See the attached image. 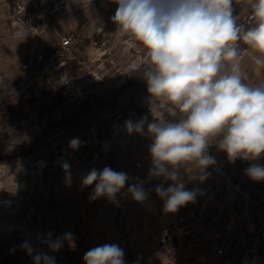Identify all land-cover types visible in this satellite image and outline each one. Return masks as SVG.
Instances as JSON below:
<instances>
[{"label":"rangeland","instance_id":"rangeland-1","mask_svg":"<svg viewBox=\"0 0 264 264\" xmlns=\"http://www.w3.org/2000/svg\"><path fill=\"white\" fill-rule=\"evenodd\" d=\"M111 0H0V259L2 264H33L44 252L55 264H84V254L103 244H117L125 264H149L145 241L174 213L164 212L155 188L171 181L150 178L147 135L153 115L164 112L151 103L140 65L144 51L131 37L116 33ZM238 25L254 26L248 0H233ZM70 45L61 48V41ZM241 70L251 86L264 83L250 50L242 43ZM151 109H153V114ZM165 120H178L167 112ZM146 118L144 134H129L125 122ZM78 138L80 146L69 142ZM209 153L224 154L215 146ZM251 160H243L245 171ZM70 165L66 173L62 165ZM264 165V154L254 161ZM110 167L131 179L117 194L92 199L95 183L82 180L93 169ZM187 189L189 181L181 169ZM142 181L147 199L128 194ZM252 215L264 226V181ZM252 196V195H251ZM148 201V202H147ZM250 211V209H249ZM84 216V217H82ZM71 232L53 252L44 240Z\"/></svg>","mask_w":264,"mask_h":264},{"label":"clouds","instance_id":"clouds-1","mask_svg":"<svg viewBox=\"0 0 264 264\" xmlns=\"http://www.w3.org/2000/svg\"><path fill=\"white\" fill-rule=\"evenodd\" d=\"M117 5L111 17L116 33L131 37L144 54L140 65L152 105L178 120H165L163 113L153 115L148 124L151 138L150 178L171 181L167 189L155 188L164 201V212L175 213L195 202L199 189L185 186L181 169L189 181L203 182L215 165L209 148L215 146L229 162L258 160L264 154V83L251 86L241 70L242 43L250 50L256 71L264 70V0H248L254 26L238 25L233 0H111ZM153 114V109H151ZM125 122L129 134H144V123ZM80 146L78 138L69 142ZM67 173L70 165L64 163ZM253 181H264V165L253 163L245 169ZM131 178L122 171L105 167L83 178V186L95 188L92 199L106 197L117 203V194ZM142 181L129 185L127 191L136 202L147 199ZM51 234L44 240L53 252L65 241L74 246L71 232L55 241ZM21 248L32 256L33 264H55L53 256L37 252L25 242ZM84 264H125L124 251L117 244H103L89 249Z\"/></svg>","mask_w":264,"mask_h":264},{"label":"built area","instance_id":"built-area-1","mask_svg":"<svg viewBox=\"0 0 264 264\" xmlns=\"http://www.w3.org/2000/svg\"><path fill=\"white\" fill-rule=\"evenodd\" d=\"M69 45L70 38L61 41V48ZM209 154L216 163L207 169L208 178L198 181L195 202L144 242L149 264H264V226H257L251 212L262 184L241 169L243 160ZM248 162L247 168L254 161Z\"/></svg>","mask_w":264,"mask_h":264},{"label":"crops","instance_id":"crops-1","mask_svg":"<svg viewBox=\"0 0 264 264\" xmlns=\"http://www.w3.org/2000/svg\"><path fill=\"white\" fill-rule=\"evenodd\" d=\"M157 227H158V225L156 226V228L154 229V230H156L157 229ZM3 262L1 261V259H0V264H2Z\"/></svg>","mask_w":264,"mask_h":264},{"label":"bare ground","instance_id":"bare-ground-1","mask_svg":"<svg viewBox=\"0 0 264 264\" xmlns=\"http://www.w3.org/2000/svg\"><path fill=\"white\" fill-rule=\"evenodd\" d=\"M148 202V201H147Z\"/></svg>","mask_w":264,"mask_h":264}]
</instances>
